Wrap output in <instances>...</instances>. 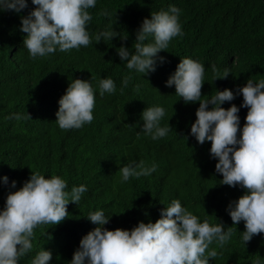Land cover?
Segmentation results:
<instances>
[{
	"label": "trees",
	"instance_id": "trees-1",
	"mask_svg": "<svg viewBox=\"0 0 264 264\" xmlns=\"http://www.w3.org/2000/svg\"><path fill=\"white\" fill-rule=\"evenodd\" d=\"M170 4L182 9L183 36L161 51L167 62L156 72L144 77L146 80L132 73L121 91L122 80L130 73L116 48L121 44L132 48L142 20ZM34 7L28 0V8L20 14L0 12V177H9L8 186L0 181V208L8 191L16 190L10 189L11 181H17L18 189L31 171L46 177L60 175L69 189L86 184L88 191L78 205L68 204L70 216L64 221L35 229L34 250L20 264H31L40 246L51 250V264H69L80 239L96 227L86 218L89 211L103 209L112 215L105 225L109 230H130L140 221L154 223L160 209L172 199H179L202 221L223 222L226 228H233L232 239L222 249L210 246L218 252L210 264H253L257 256L264 257V234L255 235L245 246L240 239L244 223L233 225L226 211L243 190L219 184L222 175L215 172L211 142L201 145L189 135L199 102L185 104L175 95L174 86L165 85L184 57L205 65L202 99L214 95L216 89L235 91L248 79H264V0H97L96 7L89 10L93 17L88 26L93 36L90 46L35 60L23 46L26 34L19 30L21 15ZM104 9L110 15H103ZM110 27L127 40L113 38L96 44L95 34ZM213 64L221 73L225 67L232 73L214 80ZM107 77L115 81L117 92L100 97L97 91L92 123L81 129H59L55 113L70 80L88 79L95 86ZM136 85H140L139 91ZM242 99L237 96L221 106H239ZM153 105L165 107L161 123L169 121L172 126L166 137L156 141L140 133V115ZM12 113H28L31 119H5ZM238 114L242 127L247 109L241 108ZM131 160L155 162L157 171L121 184L119 167Z\"/></svg>",
	"mask_w": 264,
	"mask_h": 264
},
{
	"label": "clouds",
	"instance_id": "clouds-1",
	"mask_svg": "<svg viewBox=\"0 0 264 264\" xmlns=\"http://www.w3.org/2000/svg\"><path fill=\"white\" fill-rule=\"evenodd\" d=\"M31 3L35 7L27 15H21L19 29L26 34L23 46L31 59L79 51L93 43L88 30L93 19L89 10L96 7L97 0H31ZM26 8L28 0H0V12L20 14ZM181 13L182 9L174 4L151 11L150 18L145 17L136 30L132 48L124 44L116 48L121 63L130 73L123 78L121 91L128 86L132 73L144 79L167 62L160 53L167 51L174 38L183 36ZM102 14L110 15L107 9ZM113 38L127 40L114 27L94 36L96 44ZM211 67L214 80L226 79L232 73L229 67L222 73L215 64ZM205 70L202 62L184 57L165 85L174 86L175 95L185 104L199 102L189 135L201 145L211 142L210 157L217 161L215 172L222 175L219 184L243 190L242 195L228 203L226 211L233 225L244 223L240 239L246 246L255 235L264 234V79H248L235 91L216 89L214 95L202 99ZM139 89L140 85H136V90ZM97 91L100 97L114 95L117 85L111 77L99 79L95 86L88 79H71L58 100L55 123L59 129H81L91 124ZM241 95L239 106L235 103L228 108L221 106ZM241 108L247 109L242 127L238 114ZM165 115L162 105L145 107L140 115L143 121L140 133L153 141L166 137L172 126L169 121L162 125ZM5 119L20 121L31 117L28 113H12ZM157 168L155 162L149 165L144 160H131L119 167V182L150 177ZM0 181L9 185L7 175L0 177ZM10 189L16 190L8 191L0 208V264H20L34 250L35 229L64 221L70 216L68 204L78 205L88 191L86 184L69 189L62 176L46 177L39 171H31L18 189L17 181L12 180ZM111 216L103 209L89 211L86 218L96 227L80 239L69 264H210V258L218 255L216 248L210 246L215 244L222 249L234 234L233 228H226L223 222L202 221L179 199H172L160 209L154 223L140 221L130 230L106 228ZM52 258L51 250L40 246L31 264H51ZM253 264H264V257L257 256Z\"/></svg>",
	"mask_w": 264,
	"mask_h": 264
}]
</instances>
